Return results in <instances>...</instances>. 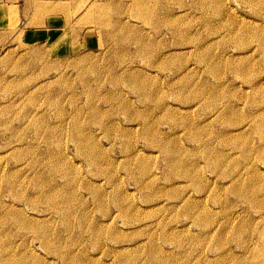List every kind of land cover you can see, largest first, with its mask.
<instances>
[{
    "label": "rangeland",
    "instance_id": "rangeland-1",
    "mask_svg": "<svg viewBox=\"0 0 264 264\" xmlns=\"http://www.w3.org/2000/svg\"><path fill=\"white\" fill-rule=\"evenodd\" d=\"M259 1L0 0V264L264 258Z\"/></svg>",
    "mask_w": 264,
    "mask_h": 264
},
{
    "label": "bare ground",
    "instance_id": "bare-ground-1",
    "mask_svg": "<svg viewBox=\"0 0 264 264\" xmlns=\"http://www.w3.org/2000/svg\"><path fill=\"white\" fill-rule=\"evenodd\" d=\"M261 1V0H260ZM259 1V2H260ZM264 2V1H263ZM141 3H143V2H141ZM260 5V3H258L257 2V5ZM141 9H142V7H141ZM142 12V11H141ZM253 50V49H252ZM219 113V112H218ZM58 189V188H57ZM52 190H54V189H52ZM56 190V189H55ZM44 193V192H43ZM45 193H47V192H45ZM49 193V192H48ZM39 194V193H38ZM50 194V193H49ZM49 194H48V198H49ZM41 195V194H40ZM46 195V197H47V194H45ZM52 195V194H51ZM44 196V195H43ZM37 198V197H36ZM47 199V198H46ZM184 201V200H183ZM263 250V249H262ZM71 253L70 251H67V253H66V256H67V254H69V253ZM264 252V251H263ZM65 254V253H64ZM260 255H261V253H260ZM9 256V255H8ZM10 260H12V259H10ZM79 262L80 261H82V259H79L78 260ZM84 262V261H83ZM79 264V263H78ZM251 264H264V258H262V260H260V259H256V260H254L253 262L251 261Z\"/></svg>",
    "mask_w": 264,
    "mask_h": 264
},
{
    "label": "crops",
    "instance_id": "crops-1",
    "mask_svg": "<svg viewBox=\"0 0 264 264\" xmlns=\"http://www.w3.org/2000/svg\"><path fill=\"white\" fill-rule=\"evenodd\" d=\"M1 3V2H0ZM0 6H4L3 4H0Z\"/></svg>",
    "mask_w": 264,
    "mask_h": 264
}]
</instances>
